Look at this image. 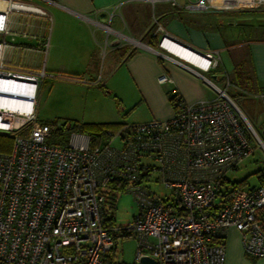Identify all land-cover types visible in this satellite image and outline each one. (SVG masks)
<instances>
[{
	"label": "built area",
	"instance_id": "built-area-1",
	"mask_svg": "<svg viewBox=\"0 0 264 264\" xmlns=\"http://www.w3.org/2000/svg\"><path fill=\"white\" fill-rule=\"evenodd\" d=\"M183 9L251 14L264 12V0H186ZM11 15L47 17L21 0H0V136L13 141L9 153H0V264H108L113 234L121 232L137 241L134 264L143 257L155 264H224L230 228L240 234L246 257L264 258V182L226 191L220 186L227 172L256 146L264 150V143L227 96L228 84L220 89L204 75L219 66L218 52L183 46L157 24L159 49L211 86L214 99L186 106L177 97L170 119L126 124L94 147L77 132L52 144L55 128L37 120L43 80L93 83L44 69L14 71L4 51L26 50L16 41L29 35L10 28ZM165 41L201 63L177 56ZM158 83L168 86L171 79L161 75ZM258 98L264 109V90ZM114 139L120 148L112 146ZM153 174L166 196L147 185ZM120 187L138 213L126 227H108L106 195Z\"/></svg>",
	"mask_w": 264,
	"mask_h": 264
},
{
	"label": "crops",
	"instance_id": "crops-1",
	"mask_svg": "<svg viewBox=\"0 0 264 264\" xmlns=\"http://www.w3.org/2000/svg\"><path fill=\"white\" fill-rule=\"evenodd\" d=\"M21 1L46 12L47 17L10 16V28L15 32L25 31L29 38L16 41L26 50L4 51L5 62L20 73L44 69L48 74L62 73L87 79L96 87L102 85L97 93L102 96V89H108L107 94L115 95L122 108L116 113L110 103L111 109L104 110L100 116L109 117L113 112L114 120L101 118V124L168 120L178 110L169 99L170 91L186 106L214 99L216 94L211 86L159 49L160 36L153 33L157 24L183 46L199 52H218L219 66L204 75L228 84L234 95L245 96L248 114L257 122L260 116L264 119L258 98L264 90V22L252 29L253 37L246 41L232 31L244 26L231 23L234 13H229L231 16L224 21L213 12L186 11L183 9L186 0H176L178 7L167 0ZM43 55L47 56L50 72L44 64L40 70L17 67L19 60L40 61ZM100 55L104 60L97 69ZM161 75H167L171 84L160 85ZM224 264H264V258L246 257L240 234L230 228L226 234Z\"/></svg>",
	"mask_w": 264,
	"mask_h": 264
},
{
	"label": "rangeland",
	"instance_id": "rangeland-1",
	"mask_svg": "<svg viewBox=\"0 0 264 264\" xmlns=\"http://www.w3.org/2000/svg\"><path fill=\"white\" fill-rule=\"evenodd\" d=\"M213 13L215 15H218L224 21H227V19H229V17L231 16L229 14L230 12L221 9L216 10ZM230 21L234 25L238 23L244 25L242 27H235L234 29H232V31L239 39L247 41L250 37H253V34H251L253 33L252 29L256 27L259 22H264V13L234 14L230 17ZM155 26L156 30L158 25ZM153 33H155V31ZM48 42L49 40L47 39V44ZM46 49H48V47H46ZM46 57V55H43V58L40 61L36 58H24L17 62V67L23 70L35 67V69L40 70L42 69V66L44 64L45 66H47L46 69H49V65H46ZM103 60L104 58H102V55H100L96 64L97 69H100ZM48 69L47 71L50 72V69ZM206 76L207 78H209L208 75ZM213 83L220 88L226 87V83H220L219 81H213ZM101 87L102 85H99L98 87H96V85L85 86L70 81H63L52 78L43 80L37 106L38 122L51 125L57 130H63L64 126L67 125L69 121L78 123L101 124L103 122L101 118H107V120H110L109 122H112L114 120L112 117L113 112H110L111 114L109 117H101V112L111 109L110 103L113 104L112 107L114 106L116 108V113L117 111L119 112L120 108L122 107L120 101L116 98L115 95L107 94L108 89H102V96L99 92L97 93L96 90L100 89L101 91ZM226 94L242 112V114L245 116V119L249 121L248 123L251 124L257 135L264 143L263 117L260 116L259 119L261 121L259 120L257 122L255 118H252L248 114L243 101L245 96L243 97L234 95L232 93V88H227ZM71 133H73V131H70L69 135ZM68 136L66 138H68ZM111 144L116 148L121 147L119 139L112 140ZM157 177V174H153L147 185L155 193L159 194L161 197H164L167 195V190L164 189L161 181H156ZM260 178H264V150L259 146H256L253 154L239 163L235 170L227 172L225 175V179L230 183L243 182L242 185L244 188L259 185ZM114 206L115 208L113 210V213L115 216L116 225L119 227H126L132 221L133 217H135L138 213V206L133 197L129 194H117ZM104 207L105 209L109 208L108 199L105 200ZM136 247L137 241L133 237L124 239L117 238L115 264H134Z\"/></svg>",
	"mask_w": 264,
	"mask_h": 264
},
{
	"label": "trees",
	"instance_id": "trees-1",
	"mask_svg": "<svg viewBox=\"0 0 264 264\" xmlns=\"http://www.w3.org/2000/svg\"><path fill=\"white\" fill-rule=\"evenodd\" d=\"M169 99L174 107H177V96L173 93V91L169 92ZM126 124H90V123H78L74 121H69L67 125L64 126L63 130L55 129L54 132L51 133L49 142L52 144H61L65 143L66 137L69 135L70 131L85 134L90 137L91 146H97L100 142L105 139L107 132H114L125 126ZM13 141L11 138L6 136H0V153H9L12 150ZM264 181V178H260V183ZM227 180L224 182H220V186L226 191L231 189H236L243 187L242 183H230ZM123 192V187L116 189V191H111L106 195V199L109 200V208L105 209V221L106 226L114 227L116 225L115 216L113 210L115 208L116 195ZM222 191H220L221 193ZM219 195L221 196V194ZM105 199V200H106ZM222 202L221 200H219ZM218 204H214L211 211L213 213L217 212ZM130 235L121 232L120 234H113L114 239V247L112 248L110 254L107 256L108 264H115V251H116V241L117 238H128Z\"/></svg>",
	"mask_w": 264,
	"mask_h": 264
},
{
	"label": "bare ground",
	"instance_id": "bare-ground-1",
	"mask_svg": "<svg viewBox=\"0 0 264 264\" xmlns=\"http://www.w3.org/2000/svg\"><path fill=\"white\" fill-rule=\"evenodd\" d=\"M163 46H165L166 48H168L169 50H171L173 53H175L177 56H180L181 58H184L190 62H193L195 64H200L201 60L196 58L195 56L191 55L190 53H188L187 51H184L183 49H181L180 46L176 45V44H171L168 41H165Z\"/></svg>",
	"mask_w": 264,
	"mask_h": 264
},
{
	"label": "water",
	"instance_id": "water-1",
	"mask_svg": "<svg viewBox=\"0 0 264 264\" xmlns=\"http://www.w3.org/2000/svg\"><path fill=\"white\" fill-rule=\"evenodd\" d=\"M264 134V132H263ZM140 264H155V261L150 257H143L140 260Z\"/></svg>",
	"mask_w": 264,
	"mask_h": 264
}]
</instances>
